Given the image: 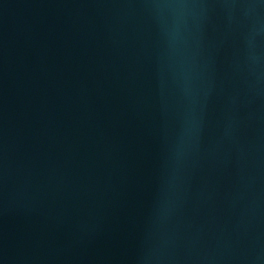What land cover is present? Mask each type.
I'll return each instance as SVG.
<instances>
[{"label": "water", "instance_id": "1", "mask_svg": "<svg viewBox=\"0 0 264 264\" xmlns=\"http://www.w3.org/2000/svg\"><path fill=\"white\" fill-rule=\"evenodd\" d=\"M0 264H264V0H0Z\"/></svg>", "mask_w": 264, "mask_h": 264}]
</instances>
